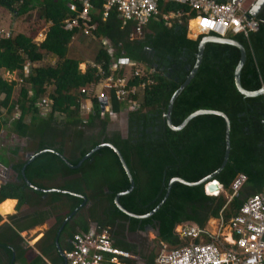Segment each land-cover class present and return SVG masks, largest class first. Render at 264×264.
Listing matches in <instances>:
<instances>
[{
    "label": "trees",
    "instance_id": "obj_1",
    "mask_svg": "<svg viewBox=\"0 0 264 264\" xmlns=\"http://www.w3.org/2000/svg\"><path fill=\"white\" fill-rule=\"evenodd\" d=\"M89 2L91 20L81 21L80 26L88 28L99 43L103 38L108 39L116 58L132 60L144 66L145 71L154 69L151 74L146 72L154 82L139 95V108L127 113L125 136L117 131L108 133L110 120L107 115L100 116L97 99H93L94 112L89 114L87 123H83L79 113V99L85 95L80 88L97 83L112 73L111 56L102 44L93 63L88 64L84 72L79 69L81 59L70 53L73 36L80 29L67 31L62 24L81 10V0H0V7L12 11L15 17L26 15L31 19L35 16L44 23L51 22L40 43L33 40L38 28H31L28 33L0 35V132L7 128L16 138L24 139L23 146L13 148V155H18L19 151L33 154L49 149L26 165L25 176L35 186L61 191L43 192L29 187L21 175V168L28 158L19 155L11 163L13 179L0 186V209L11 199L17 200L18 209L31 207L32 212L22 216L29 223L18 230L45 222L47 229L41 235L40 243L43 244L42 255L52 264H62L54 243L56 232L64 218L81 203L82 196L85 197L84 204L66 220L59 232L58 241L62 234L67 239L61 252L69 248L74 232L93 229L98 233L107 228L113 244L133 255L138 254L137 246L125 240V233L150 228L156 231L158 243L177 245L180 241L173 233L176 224L191 222L205 226L209 219L219 216L227 222L237 215L247 197L264 188V94L245 96L239 92L234 70L240 51L230 44L205 43L194 77L174 100L171 121L179 125L198 109L221 111L227 117L229 157L214 179L230 195L234 177L238 173L247 176L241 189L231 198L224 192L217 196L206 195L202 184L190 186L176 181L153 214L143 218L128 216L113 202L115 194L127 189L129 182L112 148H99L78 168H70L57 153L50 151L52 149L71 164H77L98 144H113L123 156L133 180V188L119 195L118 202L136 215L145 214L156 206L170 178L197 181L216 170L222 160L225 129L219 115H196L177 131L167 125L164 117L172 94L194 66L198 44L206 34L188 37L187 16L174 20L171 26L166 25L161 14L181 6L160 0L158 18L148 21L141 36L132 38L134 21L123 23L115 7L104 16L105 0ZM70 3L75 5V11L69 8ZM255 18L258 21L256 31L247 36H227L245 48L240 83L249 91L264 86V6ZM48 54L56 57L54 64L47 63L24 74L26 61H40ZM3 71L15 72L17 79H6ZM121 73L122 69L114 72L115 75ZM146 78L142 77L143 80ZM16 87L18 93L14 96ZM45 95L52 102L43 113L36 103ZM121 106L122 103L113 96L112 111L117 113ZM0 163L5 165L7 161ZM20 243L14 230L6 224L0 226V251L7 258L4 264H13L25 253L21 251ZM11 251L14 252L13 262ZM153 258L154 254L150 252L143 264H154ZM28 264L44 263L36 256ZM125 264L136 262L128 258Z\"/></svg>",
    "mask_w": 264,
    "mask_h": 264
},
{
    "label": "built area",
    "instance_id": "obj_2",
    "mask_svg": "<svg viewBox=\"0 0 264 264\" xmlns=\"http://www.w3.org/2000/svg\"><path fill=\"white\" fill-rule=\"evenodd\" d=\"M160 0H105L103 5L104 16L110 8L115 7L123 23L132 20L135 22L130 36L137 38L142 35V30L149 20L157 19L160 15L158 2ZM176 3L179 9L167 10L161 14L164 23L171 26L174 20H180L187 16L188 31H197L199 34H216L227 37L228 34H243L258 29V21L254 12L259 0H164ZM82 8L74 17L66 18L62 28L67 31L80 29L84 34H90L88 28L81 27L82 22L91 20L89 0H81ZM69 8L76 10L74 4ZM204 21L208 23L205 24ZM194 22V26L190 23ZM3 33L0 30V35ZM9 36L10 32H5ZM111 51L109 50V53ZM111 54V53H110ZM112 73L99 79L97 83L80 88L85 94L88 105L82 108L88 113H93V99H97L99 114L110 118L118 115L112 111V97L124 103L127 111L139 108V95L143 93L147 85L154 81L147 76L154 69L145 71V67L124 57L113 58L110 64ZM120 75L114 72L121 70ZM142 77H147L145 80ZM137 79V81H135ZM51 100L41 98L36 106L46 113ZM103 103V104H102ZM102 104V106H101ZM86 120H83L85 122ZM2 165V164H0ZM3 166V165H2ZM5 167V166H3ZM0 173H4L0 169ZM247 176L238 173L230 184L231 198L246 182ZM215 180L202 184L204 194L217 196L222 190L218 185V191H208L207 185ZM1 186V183H0ZM215 229L208 226H198L191 222H181L174 226L173 233L180 244L167 245L158 243V249L154 254V264H264V188L247 197L241 204L237 215L227 222L221 216L215 219ZM63 254L62 264H125V260L131 257L128 251L118 248L113 244L108 229L100 232L91 229L88 232H74L69 240V248Z\"/></svg>",
    "mask_w": 264,
    "mask_h": 264
},
{
    "label": "water",
    "instance_id": "obj_3",
    "mask_svg": "<svg viewBox=\"0 0 264 264\" xmlns=\"http://www.w3.org/2000/svg\"><path fill=\"white\" fill-rule=\"evenodd\" d=\"M264 6V0H259L258 1V4H257V7L255 9V12H254V15H256V13ZM207 42H216V43H223V44H230V45H233V46H236L239 51H240V58H239V61L235 67V70H234V80H235V85L237 87V89L239 90V92H241L242 94H244L245 96H257V95H262L264 94V86L258 90H254V91H249V90H246L245 88L242 87L241 83H240V71H241V68L244 64V61H245V58H246V51H245V48L244 46L237 40L233 39V38H230V37H221L219 35H216V34H208V35H205L202 37V39L200 40L199 44H198V51H197V55H196V61H195V64L194 66L192 67L191 71L189 72V74L187 75L186 79L183 81V83L177 88V90L172 94L169 102H168V105H167V110L164 114V117H165V120H166V123L167 125L172 129V130H180L182 129L187 123L188 121L193 118L194 116L196 115H199V114H203V113H211V114H217L219 115L223 121H224V152H223V156H222V160L219 164V166L217 167L216 170H214L213 172H211L210 174H208L207 176L197 180V181H194V182H187L185 180H183L182 178H179V177H172L169 179L168 183H167V186H166V189H165V192L162 196V198L159 200V202L156 204V206L151 209L149 212L145 213V214H142V215H136V214H133V213H130L129 211L125 210L118 202V196L119 195H122V194H125L127 192H129L132 188H133V180L131 178V175L127 169V166L124 162V158L123 156L121 155V153L119 152V150L111 143H100L98 144L97 146L93 147L87 154H85L78 162L77 164H71L69 161L66 160V158L54 151V150H50V151H53L55 153H57L64 161L65 163L70 167V168H78L81 163L86 159L88 158L93 152H95L96 150H98L99 148L101 147H104V146H108L110 148H112L114 150V152L117 154L118 158H119V162H120V165L123 169V171L125 172L127 178H128V182H129V185H128V188L123 190V191H120L118 193L115 194L114 198H113V202L114 204L116 205V207L121 210L123 213H125L126 215L128 216H132V217H136V218H143V217H148L150 216L151 214H153L156 209L161 205V203L164 201V199L166 198L167 194H168V191H169V188H170V185L173 183V182H180L182 184H185V185H190V186H193V185H201V184H204L208 181H212V180H215L214 179V176L221 170V168H223L228 160V157H229V152L230 149H229V142H228V131H229V125H228V119L227 117L223 114V112L221 111H217V110H208V109H198L192 113H190L179 125H174L171 121V111H172V107H173V103H174V100L175 98L177 97V95L182 91V89L191 81V79L194 77L200 63H201V60H202V56H203V50H204V46H205V43ZM103 104V103H102ZM101 104V106H102ZM49 149H43L41 151H38L36 153H33V154H30V156L28 157V159L26 160L25 164H23L22 168H21V175L23 176V179L24 181L26 182V184L35 189V190H39V191H43V192H47V191H61L59 189H44L42 187H38V186H35L33 185L25 176V167L28 163H30L36 156H38L39 154H42L43 152H46L48 151ZM216 181V180H215ZM218 182V181H216ZM216 182H210L206 187L208 190H213V189H218V185ZM85 202V197L82 196V201L81 203L72 211L70 212L65 218L64 220L61 222L57 232H56V236L54 238V243H55V247H56V250L59 254V257L62 259L63 261V254L62 252L60 251L59 249V246H58V235H59V232L61 231L64 223L66 222V220H68L71 215L76 211V209H78L80 206H82Z\"/></svg>",
    "mask_w": 264,
    "mask_h": 264
},
{
    "label": "crops",
    "instance_id": "obj_4",
    "mask_svg": "<svg viewBox=\"0 0 264 264\" xmlns=\"http://www.w3.org/2000/svg\"><path fill=\"white\" fill-rule=\"evenodd\" d=\"M0 18H1L0 19V30L3 31V33L1 34V36H5V34H4L5 32H10V34H11V32L12 33H17V32L25 33L24 31L18 30L17 29V25H19L20 23H22V21H28L29 19L23 18V16H21V17L12 16L11 11H7V10H5V13L2 12L0 14ZM37 21H39V24H41L42 27L40 29L38 28V30H36V34L34 35L33 40L36 43H40V42H42L44 40V38L46 36V32H47L48 27L51 24V22L44 23L42 20H39V19ZM6 22H9V24H10V28L9 29H6L3 26V24H5ZM192 26H194V25H192ZM33 28H37V27H33ZM132 31H133V29H132ZM28 32H29V30L26 33H28ZM79 33H81V31H78V33L75 36H73L72 43H73V40H75L76 37H79L78 36ZM37 34H39V35L42 36V39L41 40H36L35 39L36 36H37ZM76 42H80V41H76ZM94 42L97 43L98 46H97V49H96L95 53L90 58V60H86V59L83 60L82 59V55H79L78 54V57L77 58H80L81 59V62L80 63H83L84 64V68L82 70L79 68L82 72L85 71L86 66L88 64H92L93 63L92 60H93V58H94V56H95L98 48L100 47V44H102L103 46H105L107 48L108 53H109V50L111 51L110 52L111 54L109 53V55L111 56V59H113L115 57V49L112 46V43L108 39L103 38L100 41V43H99V41L94 38ZM94 42H93V47H92L93 49H94ZM71 50H72V48H71ZM55 61H56V57L53 56L52 54L45 55L43 57V59L40 60V61H35V62L26 61V64H25V67H24V74L27 75L29 72H31L32 68L39 67V66H43V65H45L47 63L54 64ZM5 74H8L10 76H12L14 74V76L12 77V79H9V80H15V79H17L15 72L9 73L7 71H3L2 72V75L5 76ZM15 92L18 93V87L15 88ZM42 98H48V99H50L47 95L43 96ZM88 104H89V100H87L86 97L83 96V95L80 96V99H79V113H80V116L82 118V121L83 120H86L83 123H87L89 114H91V113H88L85 109L82 108L83 105H88ZM122 112H125L126 113V118L125 119H126V127H127V113L129 111L126 110V106H125L124 103H122V106H121L120 110L116 114L119 115V114H122ZM108 117H109V120H112L113 119V118H110V116H108ZM109 124H110V122H109ZM20 152H22V151H20ZM24 153H25V157L26 158H28L30 156V154H31L29 152H27V153L24 152ZM19 155L20 154H18L17 156L16 155H13V158L10 160V164L8 163L9 166H7V168H10L11 167V163H13L15 161L16 157H18ZM3 166H6V164L3 165ZM221 192H224L225 193L223 187H222V190L220 191V193ZM225 195L228 196L227 193H225ZM14 200H15V204H14L13 208L10 210L11 212L10 211L6 212V210H3L4 213H5V215H2V213H0L1 214L0 215V226L6 224L9 228H11L12 230H14L18 234V236L21 239V243L19 244V247H20V249H21L22 252H25L21 256L17 257L16 258L17 259L16 262H14L13 264H28V263H31L32 260L34 259V257H36V256H38L44 264H52L47 256H43L42 255L43 244L40 243V241H41V235L47 229L46 223L43 222V223L35 224V225L31 226V227H28V229H26V230L19 231L18 229L21 228L23 226V224L29 223L27 221V219H22V216L24 214H26V213L32 212V209H31V207H28V208H26V207L25 208L24 207H20L18 209V207H17V200L16 199H11V200L6 201L3 204L2 208L7 207V205H9V204H13ZM20 217H21L22 220H20ZM212 219H216V218H212ZM12 221H14V222H12ZM40 226H42V228H36L37 231H38V233L35 234V231H34L35 237L31 238L30 240H25L23 238L22 232H25L24 233V236H25V235H27L31 231V229H33L35 227H40ZM66 240L67 239H66V235L65 234H62L61 236H59V241L57 239L58 246H59L60 251H62L66 247V245H67V241ZM6 260H7V258H6L5 253L2 252V251H0V264H2V262L4 264V262ZM13 260H14V252L11 251V262H13Z\"/></svg>",
    "mask_w": 264,
    "mask_h": 264
},
{
    "label": "rangeland",
    "instance_id": "obj_5",
    "mask_svg": "<svg viewBox=\"0 0 264 264\" xmlns=\"http://www.w3.org/2000/svg\"><path fill=\"white\" fill-rule=\"evenodd\" d=\"M5 10H7V9L0 7V14L2 12L5 13ZM7 11H10V10H7ZM11 13H12V16H16V15H14V13L12 11H11ZM33 17L31 19H29L28 21H22V23L17 25V29L20 31H24V32H27L28 30H30L33 27H37L40 29L42 27V25L39 24V21H37L35 16H33ZM23 18L28 19V17L26 15H23ZM3 26L6 29L10 28L9 22H6L5 24H3ZM190 26L192 27V22L190 23ZM78 36L79 37H76L75 40H73V43L71 46L72 50L70 53L73 55V57H78V54H79V55H82L83 60H85V59L90 60V58L95 53L98 44L94 42V37L90 34H83V32H81V33H79ZM197 36H198L197 31H191L188 34V37H190V38H196ZM227 36H231V35L228 34ZM35 39L41 40L42 36L37 34ZM76 41H80V42H76ZM93 42H94V49L92 48ZM79 68L82 70L84 68V64L80 63ZM13 76H14V74L12 76L5 74L4 77L9 80V79H12ZM14 96H16V92L14 93ZM1 97H2V95L0 96V98ZM125 118H126V113L122 112V114H119L118 117L110 120L109 121L110 124L108 125V128H107L108 133L117 131L122 136H125L126 130H127ZM23 144H25L24 139L16 138L15 136H13L9 132V130L7 128H4L0 132V162L6 163V161H7L5 167L0 165V169H2L4 171L3 174L0 173V183L1 184L4 183L6 180L10 181L13 179L14 173L11 171L10 168H7V166H9V164H10V160L13 158L11 151L13 150V148L15 146H23ZM18 154L25 156L24 151H22V152L19 151ZM3 156L6 158V160H5V158L3 159ZM14 204H15V200H14L13 204H9V205H7V207L2 208V210H0V213H2V215H5L3 210H6V212L10 211L13 208ZM208 226L210 228H212L213 230L215 229V226L214 227L212 226V220L211 219L208 221ZM36 228H42V226L35 227V228L31 229V231L25 236H24L25 232H22L23 238L25 240H30L31 238L35 237V234L38 233ZM34 231H35V234H34ZM124 238L126 241H129V242H131L137 246L138 254H133L130 257V258H133V260L136 262V264H143L145 257L150 252L155 254V252L158 249V241L156 239V231L154 229L147 228L145 231H136L133 233H125Z\"/></svg>",
    "mask_w": 264,
    "mask_h": 264
},
{
    "label": "bare ground",
    "instance_id": "obj_6",
    "mask_svg": "<svg viewBox=\"0 0 264 264\" xmlns=\"http://www.w3.org/2000/svg\"><path fill=\"white\" fill-rule=\"evenodd\" d=\"M192 25H194V22H192ZM207 190H208V189H207ZM208 191H210V190H208ZM211 191H214L215 193H217L218 189H213V190H211ZM211 220H212V226L214 227L216 221H215V219H211ZM213 224H214V225H213Z\"/></svg>",
    "mask_w": 264,
    "mask_h": 264
},
{
    "label": "snow or ice",
    "instance_id": "obj_7",
    "mask_svg": "<svg viewBox=\"0 0 264 264\" xmlns=\"http://www.w3.org/2000/svg\"><path fill=\"white\" fill-rule=\"evenodd\" d=\"M205 24H207L208 22L207 21H204Z\"/></svg>",
    "mask_w": 264,
    "mask_h": 264
},
{
    "label": "flooded vegetation",
    "instance_id": "obj_8",
    "mask_svg": "<svg viewBox=\"0 0 264 264\" xmlns=\"http://www.w3.org/2000/svg\"><path fill=\"white\" fill-rule=\"evenodd\" d=\"M1 209H2V207H1ZM1 209H0V210H1ZM0 215H1V214H0Z\"/></svg>",
    "mask_w": 264,
    "mask_h": 264
}]
</instances>
